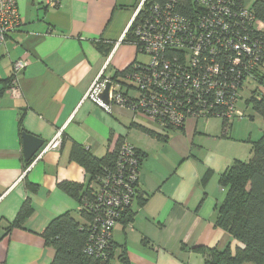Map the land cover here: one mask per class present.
<instances>
[{
	"label": "crops",
	"instance_id": "0c3cea01",
	"mask_svg": "<svg viewBox=\"0 0 264 264\" xmlns=\"http://www.w3.org/2000/svg\"><path fill=\"white\" fill-rule=\"evenodd\" d=\"M50 1L17 0L22 26L0 46V264L52 263L55 250L43 232L65 213L79 218L78 201L59 184L90 183L72 158L76 145L103 158L127 142L143 155L139 191L145 204L136 200L133 220L120 221L113 234L115 244L126 246L129 264H205L195 248L240 246L215 222L225 198L220 176L244 161L224 122L213 131L190 119L184 130L161 135L148 117L121 107L108 113L87 98L100 77L140 64L127 34L141 0H59L56 7ZM17 60L30 63L15 94L6 82ZM59 132V150L26 161L25 133L47 145ZM26 202L32 215L6 235Z\"/></svg>",
	"mask_w": 264,
	"mask_h": 264
},
{
	"label": "built area",
	"instance_id": "2783aa9c",
	"mask_svg": "<svg viewBox=\"0 0 264 264\" xmlns=\"http://www.w3.org/2000/svg\"><path fill=\"white\" fill-rule=\"evenodd\" d=\"M146 1L141 0L129 29L141 14L145 18L153 16L135 29L140 52L150 58L148 64L133 65L118 82L100 77L87 98L108 113L114 107H121L134 115H144L162 134L184 127L190 119L207 120L218 116L232 123L243 117L238 109L242 100L238 84L226 81L227 73L215 59L208 62L205 44L221 32L228 38L235 36L239 40L238 43L231 41L230 49L253 55L258 45H249V39L242 38L241 33H245V27L250 25L256 32L264 34V23L255 21L247 9L235 14V20H232L231 9L226 5L232 3L231 0H202L208 15L194 25L178 15H163V11L147 8ZM58 3L59 0L50 1L52 7ZM21 26L17 0H0V46L5 45ZM239 62V59L235 60L234 65ZM29 63V60H17L13 64L9 89L15 94L19 91L22 72ZM254 64L252 62L251 66ZM109 82L112 83L110 103H106L100 95ZM129 93L134 94L133 98ZM195 95L197 98L193 101ZM62 143V132H59L39 151L37 158L50 150H59ZM142 160L134 146L123 142L114 168L91 184L92 201L87 199L79 204V210L91 212L96 218L94 232L86 247L89 254L106 255L114 229L136 195Z\"/></svg>",
	"mask_w": 264,
	"mask_h": 264
},
{
	"label": "trees",
	"instance_id": "16d2710c",
	"mask_svg": "<svg viewBox=\"0 0 264 264\" xmlns=\"http://www.w3.org/2000/svg\"><path fill=\"white\" fill-rule=\"evenodd\" d=\"M201 1L147 0L146 6L149 9L156 8L160 12L163 11V15H178L182 20H187L194 25L208 15L207 7L203 6ZM231 1L232 3L226 5L231 9L232 20H235V14L247 9L255 21L264 23V0H255L247 8L244 0ZM222 7L225 6L222 5ZM143 15L141 14L140 17L136 18L127 34V40L136 46L139 53H141V47L135 35V29L143 25L146 18L147 20L153 18V16L145 18ZM228 16H230V13ZM245 30V33H241V37H247L250 41L249 45L252 47L255 44L258 45L253 55L247 56L230 49V42L238 43L239 40L235 36L228 38L226 34L221 32L217 37L211 38L205 44L206 48L204 51L207 53L208 62L211 63L212 59H215L216 63L227 73L226 81H234L238 84L241 97L247 80L256 81L262 86L260 94L252 97L248 103L264 119V34L256 32L250 25L246 26ZM213 49L214 52H212ZM142 54L146 55L145 53ZM237 59L240 62L238 65H234V61ZM252 62L255 63L253 66H251ZM130 68L118 73L111 79L115 82L120 81ZM11 81L12 79L6 84L8 85ZM129 95L132 98L134 96L133 93H129ZM196 98L197 95L192 100L194 101ZM223 122L226 130L233 124V122L228 123L224 119ZM184 128L185 126L176 131H182ZM147 132L151 136H156L151 131L147 130ZM166 132H169V130ZM160 134L162 135V133ZM157 137H160V135ZM120 146L114 152L107 153L103 158L95 157L81 146H74L72 158L78 161L86 173L89 174L90 183L86 186L62 182L59 184L60 188L75 198L80 205L87 199L92 201L91 184L114 168ZM140 155L143 158L142 153ZM208 175L204 178L205 183L208 180ZM219 185L225 192V198L217 208L216 226L226 231L240 246L232 248L231 244H229L222 250L197 247L195 251L205 257V264H264V134L260 139L252 143L249 161L234 162L220 176ZM28 186L34 189V186L29 183ZM136 200H138L140 206L145 204V200L139 191V181L137 182V192L132 203L123 211L120 217L121 222L127 223L133 220L135 213L132 211V206ZM78 211L79 218L72 212L65 213L54 218L43 232L46 245L55 250V256L51 264H129L126 246L115 244L114 239L110 240L105 256H97L86 252V247L95 229L94 222L96 218L93 213L86 210ZM32 212L33 208L30 202H26L16 220L5 230L6 235H9L16 228H23ZM117 252L118 256L115 263L114 259Z\"/></svg>",
	"mask_w": 264,
	"mask_h": 264
},
{
	"label": "rangeland",
	"instance_id": "374dc122",
	"mask_svg": "<svg viewBox=\"0 0 264 264\" xmlns=\"http://www.w3.org/2000/svg\"><path fill=\"white\" fill-rule=\"evenodd\" d=\"M253 2L254 0H251L249 5L251 6ZM139 60L141 64H148L150 59L147 55L140 53ZM261 91L262 86L256 81H246L242 90V100L238 105V109L243 114V117L234 119L228 133L229 136H231L230 138L234 140L238 155L243 157L244 161L247 162L251 158L249 155H251L250 145H252V141H249V139L257 141L264 134L263 117L254 111L252 105L248 103L252 97L260 94ZM197 122L198 128L203 127L205 124H209L208 126L214 127L213 131H217L219 128L221 130V124L223 120L218 116H213L207 120L199 119Z\"/></svg>",
	"mask_w": 264,
	"mask_h": 264
},
{
	"label": "water",
	"instance_id": "95a60500",
	"mask_svg": "<svg viewBox=\"0 0 264 264\" xmlns=\"http://www.w3.org/2000/svg\"><path fill=\"white\" fill-rule=\"evenodd\" d=\"M112 88V83L107 84L106 90L100 95V98L106 102L110 103L109 94ZM24 140V156L26 161L30 162L38 154V152L44 147L45 141L38 138L32 134L25 133L23 136Z\"/></svg>",
	"mask_w": 264,
	"mask_h": 264
}]
</instances>
